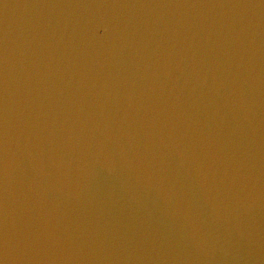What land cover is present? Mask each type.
<instances>
[{"label": "water", "instance_id": "95a60500", "mask_svg": "<svg viewBox=\"0 0 264 264\" xmlns=\"http://www.w3.org/2000/svg\"><path fill=\"white\" fill-rule=\"evenodd\" d=\"M0 264H264V0H0Z\"/></svg>", "mask_w": 264, "mask_h": 264}]
</instances>
